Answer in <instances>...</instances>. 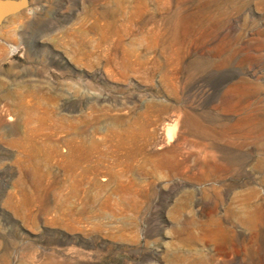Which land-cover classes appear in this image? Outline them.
<instances>
[{"label": "rangeland", "instance_id": "rangeland-1", "mask_svg": "<svg viewBox=\"0 0 264 264\" xmlns=\"http://www.w3.org/2000/svg\"><path fill=\"white\" fill-rule=\"evenodd\" d=\"M30 1L0 25V264H264V0Z\"/></svg>", "mask_w": 264, "mask_h": 264}, {"label": "water", "instance_id": "water-1", "mask_svg": "<svg viewBox=\"0 0 264 264\" xmlns=\"http://www.w3.org/2000/svg\"><path fill=\"white\" fill-rule=\"evenodd\" d=\"M30 0H0V25L11 16L30 8Z\"/></svg>", "mask_w": 264, "mask_h": 264}, {"label": "bare ground", "instance_id": "bare-ground-1", "mask_svg": "<svg viewBox=\"0 0 264 264\" xmlns=\"http://www.w3.org/2000/svg\"><path fill=\"white\" fill-rule=\"evenodd\" d=\"M250 117V116H249ZM223 122V121H222ZM228 123V122H227ZM229 124V123H228ZM228 124H224V126H225V130H222L221 132H220V134H223V135H225V134H227V128H229V129H231L232 127L231 126H229ZM241 124V123H240ZM234 126V125H233ZM262 127V126H261ZM259 129V128H258ZM220 130V129H219ZM262 130V129H261ZM264 130H262V131H260V132H263ZM254 132V131H253ZM244 133V132H243ZM264 133V132H263ZM262 133V134H263ZM261 134V133H260ZM247 135V134H246ZM246 137V136H245ZM264 144V143H263ZM264 148V147H263ZM218 166H216V168H217ZM214 168V167H213ZM224 168V167H223ZM227 168H228V166H227ZM226 168V169H227ZM230 168V167H229ZM221 170V169H220ZM256 214H257V217H259V218H263L264 217V205H260V206H258V208H257V210H256ZM260 222V221H259ZM262 223V222H261Z\"/></svg>", "mask_w": 264, "mask_h": 264}]
</instances>
